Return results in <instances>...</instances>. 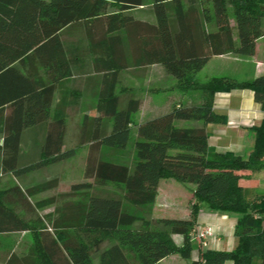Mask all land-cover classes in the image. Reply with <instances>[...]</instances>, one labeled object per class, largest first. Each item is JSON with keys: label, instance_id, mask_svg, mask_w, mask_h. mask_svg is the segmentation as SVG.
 <instances>
[{"label": "trees", "instance_id": "16d2710c", "mask_svg": "<svg viewBox=\"0 0 264 264\" xmlns=\"http://www.w3.org/2000/svg\"><path fill=\"white\" fill-rule=\"evenodd\" d=\"M140 8L153 20L138 18ZM262 19L264 0H0L2 172L21 177L73 156V149L63 151L73 99L65 85L87 57L99 75L95 115L83 118L78 135L77 146H87L82 181L37 201L58 187L57 178L0 191V234L33 235L26 254H11L5 264H93V254L98 264H157L174 254L188 260L203 204L213 213L237 215L236 246L200 250L190 264H264V193L241 184L247 172L264 170V117L250 129L253 145L245 158L212 150L204 127L226 123L213 109L217 93L249 90L264 113V76L196 78L213 57L254 56L256 42L264 40ZM74 28L81 36L68 41ZM151 65H160L179 92H195L198 101L134 124L141 102L130 93L123 100L116 90L121 73ZM28 129L32 146L25 153L22 133ZM163 179L195 186L188 219H151ZM80 195L84 201H68ZM48 207L53 210L40 217ZM173 235L181 236V246Z\"/></svg>", "mask_w": 264, "mask_h": 264}, {"label": "crops", "instance_id": "0c3cea01", "mask_svg": "<svg viewBox=\"0 0 264 264\" xmlns=\"http://www.w3.org/2000/svg\"><path fill=\"white\" fill-rule=\"evenodd\" d=\"M143 9L140 8L136 10V16L140 19H148L153 20L152 16H147ZM230 25L233 29L234 36L236 37V29H235V21L234 18L230 17ZM260 48L262 52V56L258 59H255L254 65V76H264V40L259 39L256 42V51ZM254 57V56H252ZM252 57H239L234 55H224L213 57L209 60V62L205 65L207 66L213 60L230 62L227 65L231 66L234 71L238 72L242 71L248 64H251V60H254ZM248 58L250 60H248ZM92 58H86L85 60H80L78 64L75 65L76 74L71 78L67 83L66 87L68 88V93L71 92L73 95V100H75V106L72 110V116L78 117H92L94 116V111L91 109L96 105V91L98 90V78L99 75L92 72ZM15 66L19 68L17 64ZM204 66V67H205ZM226 66V65H224ZM160 65H151L146 68H137L130 71H125L121 73V82L123 78V82L130 87H133V91L135 95H133L136 99L141 102V106L139 111L136 114L140 115V122L152 119L162 114L169 112L173 105L178 106L181 101H184L186 104H195L197 103L196 96H198L195 92H187L182 93L176 89V82L171 81L169 79V75L164 72ZM256 69V71H255ZM92 72V73H91ZM154 72L159 74H163L164 80H170L171 84L168 88L164 89L169 91L168 94H165L163 99L161 100L160 105L154 104V96L158 94H154V86L159 85L157 82L152 83L150 78ZM167 74V75H166ZM213 77H227L231 79L238 80L235 77L230 76H213ZM196 78L197 77L196 74ZM212 78V77H210ZM251 78V79H253ZM200 80V79H199ZM250 80V79H245ZM74 83L73 89H71V84ZM163 89V88H162ZM154 90V93L151 92ZM67 93V92H66ZM159 93V92H158ZM133 94V93H132ZM182 98V99H181ZM198 98V97H197ZM55 105L58 102V96L55 97ZM160 103V102H158ZM165 103V105H164ZM213 109L216 113L223 115L226 117L225 124H207L205 125V130L209 134V146L212 150L216 152H229L236 156L247 157L252 150L253 140H251L249 134L245 131H250L251 127L258 126L264 117V113L261 112L259 106L253 100V93L249 90H234L228 93H217L214 97ZM68 114V113H67ZM69 115V114H68ZM139 123V122H138ZM186 126H203L202 122H188L182 123ZM183 125V126H184ZM211 125V126H210ZM215 125V126H213ZM81 127V125H80ZM30 131L25 130L22 133V138H24V133ZM80 132V128H79ZM133 132V128L130 130V135ZM136 132V130H135ZM244 136L249 140L245 146H243L242 139L240 136ZM136 138V134H135ZM243 138V137H242ZM213 140V141H212ZM23 141V140H22ZM78 143V142H77ZM222 143V144H221ZM32 142L28 141L27 144V152L30 151ZM228 145L229 147H221L220 145ZM23 144L21 143V148ZM87 150V146H80ZM243 156H242V155ZM2 158V154H0V161ZM176 181L172 179H163L159 181L157 188V195L155 201L151 206V219H165V217H158L156 214L165 212V213H174L180 207L179 199L180 196L183 198L186 195V218L188 219L190 216V204L193 198V191L195 186L192 184H181L177 185L174 183ZM77 182L71 183V185ZM179 184V183H178ZM62 194V193H60ZM76 198H72L68 201H75ZM48 210V209H47ZM170 219V218H166ZM184 219V220H185ZM236 218L229 217L227 214H218L213 213L207 210H200L197 219H196V228H204V227H212L215 230V236L209 240L207 249L210 250H218V251H229L232 250L236 246V239L233 235L234 223ZM138 227V224L135 225ZM232 229L231 235H229L230 230ZM226 238V239H225ZM172 240L176 246L182 245V238L178 235H173ZM227 247V248H226ZM228 250H226V249ZM199 258L197 256L196 250H194L191 254L190 259H182L178 254L170 255L165 259L161 260L157 264H190L192 261H195ZM98 264V260L95 262Z\"/></svg>", "mask_w": 264, "mask_h": 264}, {"label": "rangeland", "instance_id": "374dc122", "mask_svg": "<svg viewBox=\"0 0 264 264\" xmlns=\"http://www.w3.org/2000/svg\"><path fill=\"white\" fill-rule=\"evenodd\" d=\"M146 15H148V14H146ZM261 26H262V28H264V19H262V21H261ZM67 35L68 36L66 39L68 41H73L74 39L78 38V36H79V38L81 36L80 30L78 28L72 29L70 32H68ZM82 43L86 44L85 42H82ZM261 56H262V52H261L260 48H258L257 53L254 55V57H252L254 60H251V64H248L245 68H243L242 71L239 70L238 72L237 71L235 72L231 66L227 65L230 62L213 60L197 74V77L202 81L206 80L210 77H213V76H230V77H235L238 80L251 79L254 76L253 75L254 74L253 73L254 72L253 63H255V61H256L255 59H258ZM249 58H248V60H250ZM224 65H226V66H224ZM161 69L164 71L163 68H161ZM255 71H256V69H255ZM168 77H169V79H171V81H174V79L172 77H170V76H168ZM150 81H152V83L157 82V84H159L157 86H155V84L152 85L151 87L154 86L155 93H154V90L151 92H153L154 94H158L157 96H154V99H155L154 104L160 105V104H162L161 100L163 99L165 94L169 93V91L164 90V89L168 88L170 86L171 82H170V80L165 81L163 78V74L162 73L159 74L157 72H154L152 74ZM73 87H74V83L72 82L71 89H73ZM132 88L133 87H131V86L129 87L125 83V81L123 82V78H122V82H120V84L118 85L116 92L124 100L125 99L124 95H127V94L129 95V93L132 96L135 95L134 92H132L133 91ZM197 97L198 96H196V100L198 101ZM158 102H160V103H158ZM181 102L183 105H187L186 103H184V101H181ZM75 103H76L75 100L72 99L70 101V108H68V111H67V113L69 115L67 116V119H66V132H65L64 145H63V151H67L70 149L74 150L73 156H71L67 159H64L63 161L49 164L43 168H36V169L32 170L31 172H28L21 177H14L10 173H4V172H2V170L0 168V191H3L5 189H8V188L16 186V185L20 186L22 189H25L29 186L42 183L48 179L57 178L59 180L58 187L55 190H52V191H49V192H46V193H43L41 195L36 196L33 200L37 201V200L45 199L47 197L57 196L60 193L69 192V189H70L69 186L71 183H74V182L78 183V182L82 181L83 172H84L86 149L83 147L77 146L79 128H80V125L82 123L83 118H82V116H78V117L72 116L73 114H72L71 109L74 108ZM164 105H165V103H164ZM54 106H55V102L53 103L52 107H54ZM140 118L141 117L139 114H134L133 123L137 124L138 122H140ZM180 125L183 126L184 124L179 122L178 125H176V126H180ZM213 126H215V125H213ZM132 128H133V132L130 135V140H129V143H128V146L126 149V152L128 154L127 157H129L130 160L132 159L133 153H134V141H135V134H136V132H135L136 126H133ZM245 132H247L249 134L251 140H253V135H252L251 131H245ZM31 137H32L31 131H27L24 133V138L22 141V144H23L22 150L25 153L27 152V150H26L27 144H28V141L31 140ZM240 138L242 139V142H243L242 145L243 146H245L247 143H249V140H247V138H244L243 135L240 136ZM220 146L221 147L225 146L227 148L229 147L228 145H224V144L220 145ZM39 167H41V166H39ZM245 176L246 177L243 178L241 181V184L244 187L251 189L255 194L264 193V170H260V171L252 172V173L247 172L245 174ZM174 183H176L177 185H181L180 183L178 184V182H174ZM84 200H85V198L81 195L76 197V199H75V201H84ZM179 201H180L179 204H180L181 208H179L176 212H174V213L161 212V213H158L156 215L158 217H163V218L165 217V218H170V219H182V220H184L186 218V210L188 209L187 203H186V195H184L183 198L180 196ZM202 207H204L203 209L206 210V207L204 204L202 205ZM52 210H53V207H48L44 210L39 211L38 215L40 217H43V216L47 215L49 212H51ZM227 215L229 217H234V218L237 217V215L233 214V213H228ZM155 228L163 229L160 226H158V227L155 226ZM229 230H230L229 235H231L232 229H229ZM32 242H33V235L31 232L0 234V264H5L8 257L11 254H15L19 257L25 255L27 252V249L32 244ZM107 245H110V244H107ZM226 250H228V249H226ZM97 260H98V254H93L92 255V263L95 264V262Z\"/></svg>", "mask_w": 264, "mask_h": 264}, {"label": "built area", "instance_id": "2783aa9c", "mask_svg": "<svg viewBox=\"0 0 264 264\" xmlns=\"http://www.w3.org/2000/svg\"><path fill=\"white\" fill-rule=\"evenodd\" d=\"M215 236V230L212 227L196 228L191 234V241L196 246L197 256L200 250L207 249L208 242Z\"/></svg>", "mask_w": 264, "mask_h": 264}]
</instances>
